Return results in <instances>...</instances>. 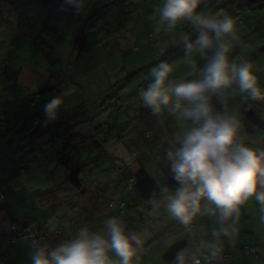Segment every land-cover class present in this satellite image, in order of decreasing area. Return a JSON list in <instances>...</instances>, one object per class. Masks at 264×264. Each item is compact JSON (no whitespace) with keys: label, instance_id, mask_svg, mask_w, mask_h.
<instances>
[{"label":"rangeland","instance_id":"rangeland-1","mask_svg":"<svg viewBox=\"0 0 264 264\" xmlns=\"http://www.w3.org/2000/svg\"><path fill=\"white\" fill-rule=\"evenodd\" d=\"M163 3L164 0H82V11L70 13L68 9L74 7L67 0H0V60L7 58L10 62L6 70L0 68V171L6 175L2 183L10 175L11 180L20 183L14 186L10 180L4 189L7 199L0 204V258L8 250L7 259L0 264H8V258L19 251L32 254L27 242L9 245L5 232L9 218L27 229L54 226L61 218L107 238L102 220L98 223L101 215H90L93 220L82 222V218L77 220L79 211L72 209L79 205L81 215L88 217L83 207L86 198L92 199L89 195L85 198L68 190L65 194L63 188H55L60 205L50 211L34 191L55 187L66 175V166H45L42 156L58 155L64 137L63 142L72 141L76 134H81L77 145H81L88 164L81 175L89 183L90 195L103 209L109 200L125 201L126 211L116 214L118 219L128 217L129 212L135 216L131 225L124 226L129 235L137 234L143 241L134 264H177L178 252L183 251L186 257L201 256L211 252L208 246L214 243L222 246L220 254L233 244L253 245L260 257L249 256L251 263L264 264V213L254 199L241 206L234 225L232 221L221 224L217 219L219 210L207 201L201 202L202 213L189 225H183L166 210V198L175 191L165 190L161 199L147 202L126 187L125 173L141 166L155 178L173 177L165 150L174 152L181 147L184 134L193 127L191 121L171 111V106L153 114L141 100L145 88L139 87L151 82L150 70L161 61L172 66L170 78L174 80L199 78L198 73L190 75V59H195L199 67L205 63L195 50L185 54V38L194 42L198 35L189 22H181L171 32L159 24ZM247 3L248 0H202L198 11L228 14L236 20L238 35L247 47L237 42L231 58L237 63L249 61L264 88V5L254 3L250 11L242 12ZM58 95L63 96L64 105L55 121L46 122L43 107ZM33 97L38 100L31 108L28 102ZM116 99L118 105H114ZM212 104L217 112L234 113L241 121L238 142L258 152L264 150V132L254 128L255 133H251L252 126L241 112L247 105L264 121V100L252 101L233 86L214 95ZM33 114L41 117V125H32ZM49 145L52 150L43 153ZM67 153L74 155L71 150ZM29 172L40 175L30 178ZM106 210L111 211L107 207L102 215ZM121 222L125 225L127 220ZM221 227L236 231L231 236L221 234L217 240L212 233ZM179 241L184 245L171 259H165L164 252ZM109 255L118 259L112 252ZM241 257L236 264H250Z\"/></svg>","mask_w":264,"mask_h":264},{"label":"clouds","instance_id":"clouds-1","mask_svg":"<svg viewBox=\"0 0 264 264\" xmlns=\"http://www.w3.org/2000/svg\"><path fill=\"white\" fill-rule=\"evenodd\" d=\"M76 12L82 11V0H67ZM202 0H164L159 10V24L165 31H173L181 22H189L198 33L194 42L185 38V54L194 50L205 60L199 67L195 59L188 61L194 79H172V66L161 61L150 70L151 82L141 92V100L153 114L162 107L191 121L193 127L182 139L181 147L167 152L173 179L179 187L167 196L166 210L183 225H189L202 213V201L219 210V222L232 221L240 216L241 206L250 200L258 202L264 213V151L238 142L243 125L236 114L217 112L212 97L235 86L238 92L252 101L264 100V88L246 59L239 63L231 58L240 39L236 20L228 14L213 15L198 11ZM246 11L251 9L245 7ZM3 60V59H2ZM64 105L62 95L53 96L44 105L46 122L55 121ZM151 202V201H150ZM154 207H159L155 204ZM215 214V213H213ZM264 221V215L261 216ZM107 238L81 228L77 236L55 248L39 246L33 239L31 264H134L142 250L143 241L137 234L129 235L120 219L105 220ZM231 231L221 227L212 235L219 239ZM211 256L217 257L223 248L210 244ZM115 254L113 259L109 253ZM259 251H257L258 253ZM177 264H200L183 251L176 255Z\"/></svg>","mask_w":264,"mask_h":264},{"label":"trees","instance_id":"trees-1","mask_svg":"<svg viewBox=\"0 0 264 264\" xmlns=\"http://www.w3.org/2000/svg\"><path fill=\"white\" fill-rule=\"evenodd\" d=\"M263 1L264 0H248L247 5L245 4L243 5L242 12L246 11L245 7L252 9V4L254 3L257 5H260L263 3L264 5ZM68 12L77 13L75 8H69ZM6 60L8 61V64L4 69L1 68V71L6 70L7 67L9 66V63H10L9 59L6 58ZM149 83L150 82L145 83L144 85L140 86L139 89L146 88ZM37 100H38L37 98H34V97L31 98L28 102L29 107L34 108L37 104ZM118 104H119V99H116L114 105H118ZM241 112L246 122L252 126V127L250 126L252 129L249 130L251 131V133H255V129H259L261 132H264V121L260 119L259 117H257L256 114L251 110L249 106L247 105L243 106L241 108ZM31 122H32V125L39 126L41 125L42 120L38 114H33L31 118ZM72 137H73L72 141L70 140L67 142H63L65 141V137H64V139L61 141L59 145L58 155L50 157V155L48 154V155L42 156V158L44 159L45 166H47L49 163L52 166V168L55 165L54 163H56L57 165L61 164L64 167L66 166L67 167L66 175L62 178L61 181L59 180L58 185H56L55 187L45 188L44 191H41L36 188L34 191L37 194H39L41 198L43 199L42 205H46V207L49 208L50 211L56 210L58 208L57 205H60L59 200L61 198H58L56 196L58 191H56L55 188H59V187L63 188L65 194H66L65 190H68L71 193H78V196H81L83 194L85 198L89 195L92 199L86 198L85 201L87 202V204L85 203L83 207L85 215H88V217H85V216L83 217L81 215L79 205H78L79 207L78 206L72 207V209L79 211L77 213L80 215L77 218V220L78 219L80 220L82 218L84 219L82 222H86L87 220L88 221L93 220L92 218H89L90 215H101L99 217L100 220L98 221V223H100V221L102 220L101 225H105L104 223L105 220L111 217H116L115 216L116 214H122L123 212L126 211V202L122 200L119 202L109 200L106 206L111 211L106 210V213L102 215L103 214L102 210H104L105 212V209L107 207L103 209L102 205H99L96 202V199L94 198V196L92 197V195H90L88 191L89 189L87 187L89 183L88 181H85V177L81 175L83 172L85 173V170L88 166V164L86 163V157H83L81 154L82 153L81 145H77L79 143L78 140L81 138V134H76ZM3 144L1 145L2 149H4ZM47 147H49L48 148L49 150L43 149V153L52 150V147H50V145L46 146L45 148ZM70 150L73 151L74 153L73 156L67 155L68 154L67 151H70ZM262 151L264 150L262 149L259 152H262ZM38 159H40V157ZM28 165L32 166L33 162L29 160ZM168 166H171V161ZM20 171L23 174L25 173L24 168H21ZM28 174H30L29 175L30 178L31 177L36 178L37 175H40V173L37 174V172H35L34 174H31L29 172ZM89 176L91 177V173ZM3 177H6V175H3L2 172L0 171V204L5 203L7 199V192L5 190L9 187L8 183H10V180L13 178L10 175V178L3 180V183H2ZM158 177L159 176L155 178L150 172H148V170H146L145 168L141 166V167L136 168L135 170H131L128 173H125L124 180H126V183H127L126 187L131 189V191L133 192V194H135L137 198L145 200L147 202H150V201L152 202V201L159 200L163 196H165V190L169 192H173V191H176L177 188L179 187L178 183L173 179L172 176H166L163 178H160V177L158 178ZM90 180L91 179L89 178V181ZM11 182L13 183L14 186H20V183H18L14 179L11 180ZM69 194L70 193H67V195ZM131 213L132 212L128 213L130 214L128 217H126L125 215V217L120 219V220H123V222L127 220V223H125V225L123 226L128 227L129 225H131L132 219L133 218L135 219V216L132 215ZM48 214H49V211H48ZM217 219L219 220V215H217ZM60 220L61 221H56V224L54 226L45 225L41 227H34V228L31 227L27 229L26 225L22 226L20 224H17L15 220L9 218L7 222V228L5 230L9 238V245L11 246L16 245L19 241L27 242L30 244L31 246L30 248L33 251L32 242L30 241V239H26L27 235H29L30 233L34 234V236L36 237V242L38 243L39 246H44L45 244H47L46 247L49 249L55 248L62 243H65L71 239H74L77 236L81 228H78L77 226L74 227L71 221L69 220L62 221L61 218ZM48 223H49V220H48ZM183 245H184V241H181V242L179 241V242H175L174 244H172L164 252L163 254L164 258L167 260L171 259L176 254L177 250H179ZM245 246L249 247V251L245 250L244 248ZM236 247H239L238 251L235 250ZM252 248L256 251H259L257 247L245 243L242 245H233L230 248V250L228 251L226 250L225 253L219 254L215 258L211 256V252L209 251H205L204 253H202L201 256L198 255L196 257L200 260V264H203L204 262H206L207 264L212 263V262H217L216 264H234L236 263V260H240V257L244 256V259L246 257L248 262L252 264L249 259V256H252V258L260 257L259 252L255 254L252 251ZM3 255L8 257V250H6V253ZM8 259H9L8 264H31V260L28 261V259H31V255L27 252L19 251L18 253L14 254L13 257L8 258ZM1 261H3V259H1ZM244 264L246 263L244 262Z\"/></svg>","mask_w":264,"mask_h":264},{"label":"built area","instance_id":"built-area-1","mask_svg":"<svg viewBox=\"0 0 264 264\" xmlns=\"http://www.w3.org/2000/svg\"><path fill=\"white\" fill-rule=\"evenodd\" d=\"M7 64H8V61L6 59L1 60L0 61V68L4 69L7 66ZM26 239H30L31 242L33 241V239L36 241V237L34 236L33 233H30L29 235H27ZM244 248H245L246 251H249V247L248 246H245ZM235 250L238 251L239 247H236ZM252 251L255 254L257 253V251L254 250L253 248H252Z\"/></svg>","mask_w":264,"mask_h":264},{"label":"crops","instance_id":"crops-1","mask_svg":"<svg viewBox=\"0 0 264 264\" xmlns=\"http://www.w3.org/2000/svg\"><path fill=\"white\" fill-rule=\"evenodd\" d=\"M165 152H166V154H167V150H165ZM7 238H8V235H7ZM8 242H9V238H8ZM233 245H240V244H233ZM233 245H232V246H233ZM232 246H231V247H232ZM5 253H6V252H5ZM5 253H4V254H5ZM0 259H3V260H4V259H7V257L4 256V255H2V257H1ZM245 259H247V258L245 257ZM29 260H31V259H28V261H29ZM0 262H3V261L0 260ZM234 264H236V263H234ZM239 264H241V263H239Z\"/></svg>","mask_w":264,"mask_h":264}]
</instances>
